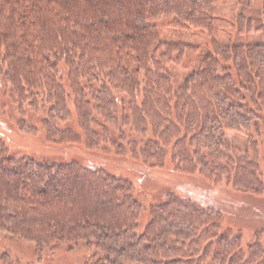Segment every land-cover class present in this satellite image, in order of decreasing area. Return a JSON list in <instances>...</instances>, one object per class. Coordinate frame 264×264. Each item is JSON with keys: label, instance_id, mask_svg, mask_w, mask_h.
Returning a JSON list of instances; mask_svg holds the SVG:
<instances>
[{"label": "trees", "instance_id": "obj_1", "mask_svg": "<svg viewBox=\"0 0 264 264\" xmlns=\"http://www.w3.org/2000/svg\"><path fill=\"white\" fill-rule=\"evenodd\" d=\"M213 1L0 0V78L18 106L17 124L34 132L24 106L43 108L49 144L260 195L264 45L248 38L264 33V3L257 26L239 14L237 41H219ZM160 20L207 35L205 46L162 41ZM195 53L198 68L176 82L169 66ZM73 118L77 129L66 126ZM235 134L247 146L235 145ZM9 154L0 140V234L38 258L65 244L85 264H264L261 244L245 253L221 212L195 200L166 194L140 229L142 205L129 181L77 161Z\"/></svg>", "mask_w": 264, "mask_h": 264}, {"label": "rangeland", "instance_id": "obj_2", "mask_svg": "<svg viewBox=\"0 0 264 264\" xmlns=\"http://www.w3.org/2000/svg\"><path fill=\"white\" fill-rule=\"evenodd\" d=\"M213 2L219 41L226 39L237 41L233 19L239 14L251 19L255 26L260 23L264 0H214ZM155 24L158 26L162 41L173 40L205 46L207 40L205 34L172 30L166 20L156 21ZM244 39L242 38V41ZM248 40L264 45V33L254 32ZM198 54H187L181 64L169 66L176 82L183 78L184 74L198 68ZM60 72H64L63 77L66 79L63 66ZM65 87L67 88L66 84ZM69 109L74 115L71 104ZM24 112L26 124L34 129V132L25 131L17 124L21 118L18 106L11 100L9 84L5 79L0 78V140L8 147L11 157H26L55 163L77 161L84 167L102 169L115 177L129 181L133 186L134 198L142 205L140 229H143L149 220V208L160 204L166 194L173 192L181 197L195 200L203 207L221 212L224 219L223 227L229 228L233 235L239 237L240 246L245 253L248 251L247 247L256 241L264 247V130L262 128H258L255 140L263 191L260 195H253L233 191L226 186L212 187L198 177L174 173L169 167L149 169L141 162H133L129 156L115 157L89 153L85 151L83 145L49 144L45 141L41 128V121L45 117L43 108L36 112L26 105ZM64 125L65 123L59 124V127ZM66 126L77 129L74 118ZM230 139L242 148L247 146L244 134L232 135ZM66 248L67 245L62 244L54 251L46 249L41 258H38L37 255H33V247L21 241H10L0 234V264H85L84 257L70 254L66 252Z\"/></svg>", "mask_w": 264, "mask_h": 264}]
</instances>
